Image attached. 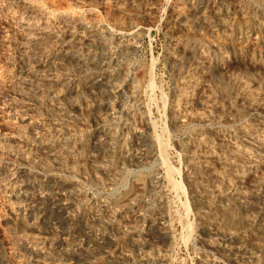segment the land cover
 I'll return each mask as SVG.
<instances>
[{
    "label": "rangeland",
    "instance_id": "rangeland-1",
    "mask_svg": "<svg viewBox=\"0 0 264 264\" xmlns=\"http://www.w3.org/2000/svg\"><path fill=\"white\" fill-rule=\"evenodd\" d=\"M32 1H35L41 7H44L45 12L48 13L47 15H49L47 16V20H49L48 22L50 23V26L54 25L51 26L49 31L46 32V34H44L43 36L44 48H48V46L53 45L56 42L55 39L57 41L70 40L72 37L70 32L76 34L80 33V30L74 27V25H72L71 23L67 22V20H65L64 18L65 15H68L71 12L80 14L88 21L92 17L93 20H96L101 26L109 30L108 36L110 38L109 37L108 38L111 39L115 44H113L112 42V46H111L112 50L108 52L109 54L107 53L108 54L107 56L108 57L112 56L111 57L112 61L108 64H109V70L114 74V78L112 79V81L114 80L115 88L114 89L111 88V86L108 84L109 79L100 75L101 67H103V65L107 63L106 62L107 56H105V51L102 50L101 46L98 44H94L93 46L92 45L85 46L82 47V49L81 48L77 49L78 52L80 53L83 54L86 53L85 54L86 56H91V57L95 56L97 58V64H96L97 66L88 64L87 67L80 72L78 71L79 68L78 66H76L75 64H71L72 62L71 61L69 62V60H65L60 67L53 69L48 74L44 72H40V74L38 73L36 77L30 78L29 81L25 83H21V81H19L20 78L18 77V72L22 67L21 56H20V53L23 51L22 47L21 46L18 47L17 45V47L13 48L12 50H10V52H8V55H6L7 53L4 54L3 57H9V63L7 65V69L14 76L15 75L16 76L14 77L13 88L7 87L6 85H0V168L1 169L10 168V170L14 168L16 172L18 171L26 174L29 173L28 175L32 177L31 178L32 182L35 181L33 182L34 185H38V186L32 185L31 187L33 188L30 187L28 190V192L34 195V198L30 201L32 206L34 207V212L33 215L29 217V223L30 220L34 219L33 223L35 222L36 228L31 230V228L29 227L17 225L19 223H16V221L15 222L13 221L14 225L10 224L9 226H5L0 222V242L1 243L3 242L2 244L0 243V248L2 246L4 247V250L10 249V247L12 248V246L13 248H17L21 246V244L24 243V241L27 242L28 239V241L30 240L29 242L38 243L43 246L45 245L44 246L46 248L45 252L46 253L48 252L47 253L48 255L50 254L48 258L50 259L52 258L53 261L57 260L55 261L57 262V264H68V263L69 264H125L121 258V255L123 256L126 255V257H128L131 261L137 259L138 257L140 258L145 255V254L143 255L144 253L143 246L145 244H156L159 247L158 257H161L163 260L165 259L164 260L165 264H202L203 260L211 259L215 257L216 255L215 252H213L214 250L212 249V247L213 245H216L219 242H220L219 244H221L222 238L219 237L218 235L215 236L214 233L209 228L207 227L205 228V226H203L204 224H202L198 213L199 208H196L192 203L189 196V189H187L188 186L184 179L185 174L188 172L187 169L188 163L183 157V154L180 151V149L175 147V144L185 142L189 138L188 136H190V130H186L184 132L183 131L176 132L175 130H172L169 127V122H168V113L171 109L174 89L177 85H179L180 82L184 81V79L189 80V78L192 79V77L196 75L200 78L199 80L201 84H203L201 86V88L203 89L201 90V88L199 89L195 88L194 90L195 92L193 91L194 89L193 83L189 85V88L187 89L189 91L187 93H188V97L190 99L192 98V100L186 107L187 111L200 114L203 112V105L210 104L208 103L210 100L215 101V97L211 95L214 92L213 90H215V83L208 75H204L200 71L197 72L196 74L195 70L193 69L196 66L195 64L197 62L195 58H191L188 57V55H184L183 59L181 60L183 67H181L182 69L179 70L175 62L177 61L176 55L174 54L181 52L180 49L181 45H183L188 41L186 35L188 33L186 26L182 25L183 23L176 24V22L173 19L174 11L181 2L182 3L184 2L183 7L185 8L186 13L188 15L190 13L191 14L194 13V10L195 13L198 14L197 12L203 11L204 7L212 8L211 7V5H213L212 2L213 1L215 2V0H32ZM108 4L110 7L108 6ZM20 5L21 3L19 2V0H0V8L1 7L5 9L8 8L9 9L8 12L10 13L13 12L14 14H16L14 17L15 20L28 15V11L26 10V8ZM118 6L119 7L121 6L120 8L124 10V14H116L112 18L107 13L108 11L106 8L112 9ZM65 10H67L69 13ZM16 11H18V13ZM144 14L146 20L145 17L143 16ZM89 15L91 16L89 17ZM31 18H33L35 21L38 20L36 17L33 16H31ZM148 20L150 23L148 22ZM2 21L4 22V24ZM123 21L126 24H122ZM8 22H10V19L3 18L0 20V30L2 29L0 31L1 37L3 36L1 34L3 32V27L6 28V26L9 24ZM55 25L57 27H55ZM64 26L65 28H62ZM65 29H67V31ZM126 29H131V30L129 32H126L125 31ZM57 33L59 36L55 35ZM197 33L198 34H195V36L199 34L200 35L204 34L203 40L205 41L211 40L210 37L205 35V33H201L200 31H197ZM49 36H51L52 38ZM125 40L130 42L132 41L133 43V44L131 43L132 49L130 50L131 52L129 51L128 55L126 56L127 58L122 57L116 51L117 47ZM179 41H181L182 43ZM180 55L181 54H179V56ZM210 58H211L210 61H212V59L215 58V55L211 54ZM0 60H2L1 57ZM31 63L32 62L29 61V65ZM208 64H210V62H208ZM71 68L75 69L76 71L71 70ZM89 77H97L98 85L95 84V86L87 89L85 88L76 89L70 87L73 84L75 85L77 82H81ZM205 77L206 78L208 77V79H204ZM54 79L55 80L64 79L63 82L64 84L61 85L62 88L58 86L56 87V85L50 82V80L54 81ZM243 80L245 81L247 80L246 81L247 85L251 86V89L254 87L252 89L253 94H251L248 97L249 100L252 99V101H250L252 105V109L256 108L257 106H261L263 108L262 114L264 116V90H263L264 82L259 84L258 86L251 84L250 78L245 77V79ZM202 81L205 82L203 83ZM261 85L263 87H261ZM209 86H211L210 89ZM137 89L140 90L139 91L140 94L138 98L134 100L132 98L131 92L132 90H137ZM196 90L198 92H196ZM209 90L210 92H208ZM56 91H61L62 99L60 98L59 101L53 102L52 99ZM207 93L209 94V96ZM204 94H206V96H204ZM199 95L200 96L202 95L203 98L202 96L200 97ZM34 99H38V100L41 99V101L43 99L44 103L47 100L45 103V104L47 103L49 104V105L47 104V109L42 110L38 108L33 102ZM195 100L200 101L202 105L201 104L198 105ZM216 100L217 101L213 104L215 105V107H217L220 115L230 111L229 106H227L229 105L227 102L219 100L218 98H216ZM257 100L259 101V103ZM222 103H225L226 105ZM195 107L197 108V110ZM130 112L134 115L130 114ZM47 115L48 116L50 115V118ZM52 118L55 119L58 118V120ZM22 119L24 121H28V122L31 121V123L39 125L41 127V130H45L46 128L47 129L53 128L56 131L55 136L57 138L66 140L68 142L73 141L72 143H75L77 148L79 147V143H78L79 138L81 139L86 138L87 139L86 143L84 144L83 148L79 150L82 153L83 152L88 153L90 150L92 151L97 141L108 143V138L104 134L105 130L111 129L114 133H116L114 136V143L116 145L120 144L123 141H125V144L122 147V150H116L113 153H108L106 151L98 152L97 150L96 152H94L95 154H97V156L93 153L94 155L92 158L86 159L85 168L82 167L78 168L79 170L77 169L75 173H72L68 169L61 170L57 166V163H55L53 156H49V155L41 156L38 153L36 154L35 146L37 145V143L30 141L31 138L29 133L26 135L25 133H21L23 131L25 132L24 129L25 123L22 121ZM216 121L217 120L212 121V123L210 124L211 128L217 129L220 127V125L221 126L224 125V123L222 122L216 123ZM125 122L129 124L131 123L130 127L135 131H140L144 133L150 132V134L155 133L157 134V136L158 135L162 136L164 134L165 135V136L163 135L164 139L165 140L169 139L170 143H169V148L167 150L168 152L166 153V158L172 169L175 171L176 176H174V181L176 180L177 183L179 182L183 185L184 188L183 194L175 193L171 185L166 180L165 171L163 168H161L162 165L160 163L161 160L159 159L160 157L158 150L152 147V149L148 151V145H145L142 142V140L138 138V136L135 135L134 132H132V130L128 131L127 128L125 129L123 127V124ZM44 124L47 125L45 126ZM50 125L53 126L51 127ZM232 127L233 128L236 127L235 129L239 128L238 125L237 126L232 125ZM195 129L198 130L200 128L195 127ZM166 130L170 135L167 134ZM27 136L28 138H30L28 140L29 142L26 141ZM142 148L148 151V155L145 158H140V156H138L142 154L143 152ZM31 155L33 157H31ZM26 157L29 159L32 158L31 160L34 164H31L28 167V164L25 163L24 160ZM49 157L52 158L50 159ZM102 161L105 162L104 165H107L109 162H111L112 165L111 171L108 174H103L100 170L92 167L93 165L92 162L94 163V162H102ZM39 164L40 166L41 165H45V166L40 167ZM210 166L215 171H219L220 169V167L215 163H211ZM124 168L126 169V171ZM56 170L58 173L56 172ZM130 170H132V172L134 173L133 175ZM128 172H131L130 173L131 175ZM137 176L138 179L142 177L140 181L142 182L152 181L153 184L152 183L148 184L145 187V189H141L139 183H137L136 185L135 182ZM120 180L121 182H119ZM117 182H119V185ZM121 183H124V185L123 184L121 185ZM183 183L185 184V186ZM137 186L140 189H138ZM67 187H69L68 188L69 190L72 191L74 190L76 193H79L82 196H84L86 202L78 203V204L74 203L75 205H72L70 203L71 201H69L68 199ZM72 187H74V189ZM124 187L126 188L124 189ZM17 190H19V187H17ZM31 190L34 191L31 192ZM136 196H138V198H136ZM5 199L6 198H4V200ZM135 200H138L136 204L134 203ZM125 203L134 204V205L131 207L132 208L131 210L129 209L130 211L128 210L126 211L127 213L125 212L123 214L124 216L122 215V223L120 227V230L122 231L120 233H116L115 230H113L112 228L106 227L105 225H100V223L97 222L98 219L104 217L105 213H101V215L99 216L100 218L98 217V214H96V212L94 213L93 211L88 213L87 215V210H89L90 208H98L100 210L101 208L106 209L109 213V212H113L117 207H119V205L121 206L122 204ZM61 204L62 205L68 204V206L70 207L69 208L67 206L68 207L67 214L64 213L62 214V216L61 213H58L56 211L59 205ZM41 206H43L44 208ZM70 216L72 217L74 216L71 223H69L67 220L68 217ZM243 216L252 219H260L261 212L258 211L256 212V210H253V212L247 211L246 213L243 214ZM56 220L58 221L56 222ZM157 224L166 228L167 230L166 236L160 232V228L159 226H157ZM85 226L87 228H83ZM90 226H93L91 227V229H93L91 232L89 231ZM188 226H190L191 229L188 228ZM38 227L40 228L38 229ZM1 229H3L2 233H1ZM72 230L73 231L76 230V233L74 232V234L73 233L70 234V236H68V238L66 239L69 241L70 246L71 245L80 246L79 250L75 254L77 258L76 257L73 258L65 255V253L69 251L72 252L71 247L59 245L60 240L63 238L62 232L68 233ZM230 230H232L230 231L232 234V236L230 237V243L233 247H237L241 242V238L244 237L247 231H244V229L243 230L230 229ZM120 234H122V236ZM106 237L108 239L107 242L101 240ZM20 239L22 240L20 241ZM98 240L101 241L97 242ZM263 242H264L263 240H259L253 244H248L246 246L248 256L246 255L244 256L243 259H240L239 256L235 257V255L233 254L232 255L233 260H236L237 262L240 261L238 262V264H264L263 262L264 254L259 249L260 246L263 244ZM209 243H211V245ZM115 244L117 247L115 246ZM117 253L121 255H118ZM247 259L248 262H246ZM13 263L48 264V262H46L44 259L37 261V259L30 256L24 258L18 257L11 262V264Z\"/></svg>",
    "mask_w": 264,
    "mask_h": 264
},
{
    "label": "bare ground",
    "instance_id": "bare-ground-1",
    "mask_svg": "<svg viewBox=\"0 0 264 264\" xmlns=\"http://www.w3.org/2000/svg\"><path fill=\"white\" fill-rule=\"evenodd\" d=\"M19 2L28 11V15H26L25 17H22L20 19L15 20L14 17L16 14H14L13 12L12 13L8 12L9 11L8 8H6V9L2 8V7L0 8V20L3 18L10 19V22H8L9 24L6 26V28L3 27V32L1 33L3 36L1 37V35H0V39H1L0 57L2 58V60H0V85H6L7 87H11V88L14 87V77L16 75L14 76L7 69V65L9 63V57H3V56L6 53H7L6 55H8V52H10V50H12L13 48L17 47V45H18V47L21 46L22 50H23L22 51L19 48L22 51L20 53L22 67L18 72V77L20 78L19 81H21V83H25V82L29 81L30 78L36 77L38 75V73L40 74V72H44V73L48 74L53 69L60 67L65 60H69V62L70 61L72 62L71 64H75L76 66H78L79 67L78 71H80V72L83 71L87 67L88 64H92V65L97 66L96 65L97 64V58L95 56L94 57L86 56L85 55L86 53L83 54V53L78 52L77 49H80V48L82 49V47L90 46V45L93 46L94 44H98L101 46L102 50L105 51V56H107L109 54L108 52L112 50L111 46H112L113 41L111 39H109L110 38L108 36L109 30H107L103 26H101L96 20H93L92 17L88 21L87 19L82 17L80 14L73 13V12H71L68 15H65L64 18H65V20H67V22L71 23L72 25H74V27H76L78 30H80V33L76 34V33L70 32V34L72 35L70 40H68V41L58 40L57 41L55 39L56 42L53 45L50 44L51 46H48V48H44L43 47L44 46L43 36H44V34H46V32L49 31L51 26H54V25L50 26V23L48 22L49 20H47V16H49V15H47L48 13L45 12L44 7H41L35 1L19 0ZM213 2H212L213 5H211L212 8L204 7L203 11L200 10L201 12H197L198 14H196L195 10H194V13H192L193 15L191 13H190L191 15L190 14L187 15L186 10L183 7L184 2L183 3L181 2L179 4V6L174 11L173 19L176 22V24L183 23L182 25L186 26L187 33H188V34H186L188 41L186 43H184L183 45H181V47H180L181 52L174 54V55H176L177 61H175V62L177 64L179 70H181L182 69L181 67H183L181 60L183 59L184 55H188V57L195 58L197 62L195 64L196 66L193 69L195 70L196 74H197V72L200 71L204 75H208L213 80V82L215 83V90H213L214 92L211 94L212 96L215 97V101L210 100L208 102L210 104L203 105V112L200 114H196V113L187 111L186 107L188 106V104L192 100V98L190 99L188 97V93H187L189 91V90H187L189 88V85L191 83H193V86H194L193 91H194L195 88L196 89L201 88V86L203 84H201V82L199 80L200 78L196 75L194 77H192L193 80L190 78H189V80L184 79V81L180 82L179 85H177L174 89V93L172 96V105H171V109L168 113V122H169V127L172 130H175L176 132H182V131L184 132L186 130H190V136H188L189 138L185 142L175 144V147L180 149V151L183 154V157L185 158V160L188 163V167H187L188 172L185 174L184 179H185L186 184L188 186L187 189H189V196H190V199H191L192 203L194 204V206L196 208H199L198 213H199V217H200L202 224H204L203 226H205V228L206 227L209 228L214 233L215 236L218 235L219 237L222 238L221 244H219L220 243L219 242L218 244L213 245V247H212V249L214 250L213 252H215L216 256L211 258V259L203 260L202 264H238V262H240V261L237 262L236 260H233V258H232L233 254L235 255V257L239 256L240 259H243L244 256H246V255L248 256V252L246 250V246L248 244H253L259 240L264 241V116L262 114L263 108L261 106H257L256 108L252 109V105L250 103V101H252V99L249 100L248 97L251 94H253L252 89L254 87L251 89V86L247 85V82H246L247 80L246 81L243 80V79H245V77L250 78L251 84L258 85V86H259V84L264 82V0H215V2L214 3ZM80 4H82V3H80ZM108 6H109V4H108ZM50 7H51V5H50ZM120 7L118 6V7L112 8V9L106 8L108 11V12L107 11L106 12L112 18L116 14H124V10H122ZM53 8H51V9H53ZM81 8H79V9H81ZM65 11H67V10H65ZM16 12L18 13V11H16ZM80 13H81V11H80ZM82 13H84V12H82ZM50 14H52V13H50ZM31 16L36 17L38 20L35 21L33 18H31ZM90 16L91 15H89V17ZM143 16L145 17V14ZM19 17H20V15H19ZM54 18H56V17H54ZM94 18H95V16H94ZM141 19H143V18H141ZM134 20H135V18H134ZM145 20H146V17H145ZM148 22H149V20H148ZM62 23H60V24H62ZM144 23H146V22H144ZM3 24H4V22H3ZM122 24H126V23H124V21H123ZM55 27H57V26L55 25ZM133 27H134V25H133ZM171 27H172V25H171ZM62 28H65V26ZM65 30L67 31V29H65ZM130 30L131 29H126L125 31L129 32ZM188 30H191V31H188ZM116 31H117V29H116ZM197 31H200L201 33H205V35L210 37L211 40L210 41L203 40L204 34L203 35L199 34V35L195 36V34H198ZM61 33H62V31H61ZM55 35L59 36L58 33ZM127 35H128V33H127ZM49 37H51V36H49ZM121 40H123V39H121ZM179 42H181V41H179ZM131 43H132V41L130 42V41H126V40L124 42H122L116 49L118 54L121 55L122 57H126L129 53V51L132 49L133 43L132 44ZM113 44H115V43L113 42ZM118 44H119V42H118ZM42 47H43V49H42ZM179 54H181V55L179 56ZM211 54L215 55V58L212 59V61H210L211 60V58H210ZM111 57L112 56H109V57L107 56V60H106L107 63L106 64L104 63L105 65H103V67H101V74L100 75L109 79L108 84L111 86V88L114 89L115 88L114 80L112 81V79L114 78V74L109 70V64H108L112 61ZM19 59H20V57H19ZM29 61L32 62L30 65H29ZM191 61H192V59H191ZM208 62H210V64H208ZM191 64H190V66H191ZM71 70H75V69L71 68ZM185 73H187V72H185ZM233 73H235V74H233ZM187 77H188V75H187ZM204 79H208V77L207 78L205 77ZM50 82H52L54 85H56V87L58 86V87L62 88L61 85L64 84L63 83L64 79H58V80L54 79V81L50 80ZM95 84H97V77H89L87 79H84L81 82H77L75 85L73 84L70 87L76 88V89L77 88L87 89V88H91V87L95 86ZM7 87H6V89H7ZM210 87L211 86H209V89H210ZM261 87H263V86L261 85ZM45 88H47V87H45ZM202 89L203 88H201V90ZM139 91L140 90H138V89L132 90L131 95H132V98L134 100H136L138 98V96L140 94ZM196 92H198V91L196 90ZM208 92H210V90ZM72 93H74V92H72ZM61 96H62L61 91H56L54 96H53L52 101L53 102L59 101ZM204 96H206V94H204ZM208 96H209V94H208ZM202 98H203V96H202ZM216 98H218L219 100L227 102L229 104L227 106H229L230 111L220 115L217 107H215V105L213 104L217 101ZM130 100H132V99H130ZM46 101H45V103H46ZM33 102L38 108H40L42 110L47 109L48 103L45 104L43 99H42V101H41V99L40 100L34 99ZM33 102H31V103H33ZM196 103L198 105L199 104L202 105V103L200 101H196ZM258 103H259V101H258ZM96 104H98V103H96ZM222 104H225V103H222ZM257 105H260V104H257ZM167 107H168V105H167ZM68 108H70V107H68ZM196 110H197V108H196ZM222 111H224V110H222ZM48 112H47V114H48ZM220 113H222V112H220ZM130 114H132V113L130 112ZM132 115H134V114H132ZM48 117L50 118V115ZM52 119H55V118H52ZM55 120H58V118ZM214 120H217L216 123L222 122V123H224V125H222V126L220 125L219 128L213 129V128H211L210 124ZM22 121L25 123V125H24L25 132L23 131L21 133H25V135L29 133L30 138H31L30 141L37 143V145L35 146L36 154L38 153L41 156H46V155L53 156L55 163H57V166L61 170L62 169H68L72 173H75L78 168H81V167L85 168L86 159L92 158L93 155L95 154L94 152H96L97 150H98V152L99 151H106L108 153H113L116 150H122V147L125 144V141H123L120 144L116 145L114 143V136L116 133H114L111 129L110 130L104 129L105 130L104 134L108 138V143H103V142L97 141L96 144L94 145L92 151L90 150L88 153L87 152L82 153L79 150L81 148H83L84 144L86 143V141H87L86 138H83V139L79 138V141H78L79 147L77 148L76 144L72 143L73 141L68 142L66 140H62L60 138H57L55 136L56 131L53 128L52 129L46 128L45 130H41V127L39 125L31 123V121H29V122L24 121L23 119H22ZM48 123H49V121H48ZM130 124L125 122L123 124V127L125 129L127 128L128 131L132 130V132H134V134L137 135L138 138H140L145 145H148V151H150L152 149V147L156 148L158 150L159 157H160L159 159L161 160L160 163L162 165L161 168H163L165 171L166 180L171 185V187L175 191V193L183 194L184 193L183 185L179 182L177 183L176 180L174 181V176H176L175 171L172 169V167L170 166V164L168 163L167 158H166V153L168 152L167 150L169 148V143H170L169 139L165 140L163 137L164 134L162 136H159V135L157 136V134H155V133L150 134V132L144 133V132H140V131H135V130L131 129ZM54 125H55V122H54ZM213 125H214V123H213ZM232 125H235V126L238 125L239 128L235 129L236 127L233 128ZM50 126L52 127L53 125H50ZM195 127H198L200 129L197 130V129H195ZM113 128H115V127H113ZM37 131H39V132H37ZM167 134H169L168 131H167ZM175 136H176V134H175ZM7 138H10V137H7ZM30 138H28V136H27L26 141H28ZM148 151L146 149L145 150L143 149L142 154H140L138 156H140V158H145L148 155ZM152 151H154V150H152ZM95 155L97 156V154H95ZM178 156H179V154H178ZM31 157H33V156L31 155ZM109 158H108V160H109ZM31 159H29L27 157L24 159L25 163L28 164V167H29V165L34 164ZM128 162H129V160H128ZM104 163L105 162H103V161L102 162H94V163L92 162V164H93L92 167L100 170L103 174H108L111 171V166H112L111 162H109L107 165H104ZM139 163H141V162H139ZM211 163L217 164L220 167L219 171L213 170L210 166ZM39 166H40V164H39ZM41 166H45V165H41ZM125 171H126V169H125ZM130 171L132 172V170H130ZM56 172H57V170H56ZM131 172H128V173L130 174ZM94 173H96V172H94ZM28 174L23 173V172H18V171L16 172L14 170V168L12 170H10V168L9 169H1L0 168V222L2 224H4L5 226H9L10 224L12 225L16 221V223H19L17 225L29 227V228H31V230L36 228L35 222L33 223L34 219L30 220V223H29V217H31V215H33V212H34V207L32 206V204L30 202L34 198V195H32L30 192H28V190L32 185L33 186H38V185H34L33 182H35V181L32 182V180H31L32 177H30ZM133 174L134 173L132 172V175ZM126 175H127V173H126ZM108 176H110V175H108ZM73 177H75V176H73ZM91 177H93V176H91ZM121 178H123V177H121ZM141 178L142 177H140V179ZM145 178H143V179H145ZM140 179H138V176H137V179L135 180V182H136V185H137V183H139L141 189H145V187L148 184L152 183V181L142 182V181H140ZM119 182H121V180ZM119 182H117L118 185H119ZM95 183H97V182H95ZM122 184L124 185V183H121V185ZM56 185H58V184H56ZM184 186H185V184H184ZM17 187H19V190H17ZM31 188H33V187H31ZM68 188L69 187H67V189ZM72 188L74 189V187H72ZM125 188L126 187H124V189ZM118 189H119V187H118ZM138 189H140V188L138 187ZM64 190H65V187H64ZM32 191H34V190H31V192ZM47 191H49V190H47ZM4 198H6V199L4 200ZM136 198H138V196H136ZM62 199H64V198H62ZM68 199H69V201H71L70 203L72 205H75L74 203L78 204V203H85L86 202L84 196H82L79 193H76L74 190L72 191L69 189H68ZM138 200H135L134 203L136 204V202ZM48 203H49V201H48ZM36 204H37V202H36ZM133 205L134 204L125 203V204H122L121 206L119 205V207H117L113 212H109V213L106 209L101 208V210H100L98 208H90L89 210H87V215H88V213H90L92 211L94 213L96 212V214H98V217L101 215V213H105L104 217H102V218L99 217L100 219H98L97 222L100 223V225H105L106 227L112 228L113 230H115L116 233H120L122 231V230H120L121 223H122V215L126 211H128L129 209L131 210L132 209L131 207ZM67 206H68V204L67 205L61 204V205H59V207L56 211L58 213H61V216L64 213L67 214L68 207H69V206L68 207ZM41 207H43V206H41ZM79 207H82V206H79ZM134 207H136V206H134ZM1 209H3V210H1ZM253 210H256V212L257 211L261 212V218L260 219H252V218L244 217L245 215L243 216V214L246 213L247 211L253 212ZM78 212H80V211H78ZM78 212H77V214H78ZM248 213H250V212H248ZM34 215H36V214H34ZM50 215H51V213H50ZM38 216H39V214H38ZM40 217H41V215H40ZM73 217L72 216L68 217L67 220L69 223H71V221L73 220ZM76 217H77V215H76ZM257 217H258V215H257ZM57 221L58 220H56V222ZM16 223H15V225H16ZM94 223H96V222H94ZM159 224H157V226H159L160 232L166 236V234H167L166 228H164L163 226H161ZM68 226H70V225H68ZM72 227H74V226H72ZM91 227H93V226L89 227L90 232L93 230V229H91ZM39 228L40 227H38V229ZM83 228H87V227L85 226ZM188 228H190V226H188ZM102 229H103V227H102ZM230 229H234V230H243L244 229V231H247L245 233L244 237L241 238V242H240L239 246H237V247H233L230 243V237L232 236V234L230 232L232 230H230ZM2 230L3 229H1V233H2ZM38 232H40V231H38ZM74 232L76 233V230H74V231L72 230L68 233L62 232L63 238L62 239L60 238L61 240L59 242V245H61V246L63 245L66 247H71L72 252L69 251V252L65 253V255L69 256V257H73V258L76 257L75 254L79 250L80 246H77V245H73V246L71 245L70 246L69 241L66 238H68V236H70V234H72V233L74 234ZM125 234H127V233H125ZM120 235L122 236V234H120ZM89 238H91V237H89ZM232 239H233V237H232ZM21 240L22 239H20V241ZM101 240L107 242L108 239L106 237V238H103ZM101 240H98L97 242H100ZM29 241L27 239V242L24 241V243H22L21 246H19L17 248H13V246H12V248L10 247V249H8V250H4V247L2 246L3 248L2 247L0 248V264H11V262L14 261L16 258H18V257L24 258L27 256L33 257V258L37 259V261L44 259L46 262H48V264H57V262H55L57 260L53 261L52 258L51 259L48 258L50 254L48 255L47 254L48 252L47 253L45 252V249H46L44 247L45 245L43 246L41 244L29 242ZM51 243H53V242H51ZM7 244H9V243H7ZM10 244H12V243H10ZM209 244L211 245V243H209ZM48 245H49V243H48ZM115 246H116V244H115ZM259 249L264 254V242L260 246ZM112 250H114V249H112ZM143 250H144L143 255L144 254L145 255L140 257V258L138 257L137 259H134L132 261L128 257H126V255L123 256L121 254H118V253L117 254L121 255V258L125 264H140V263L141 264H144V263H147V264H165V261H164L165 259L163 260L161 257H158L159 247L156 244H145L143 246ZM256 250H257V248H256ZM259 254H260V252H259ZM116 257H117V255H116ZM246 262H248V259ZM121 263H123V262H121ZM13 264H15V263H13ZM16 264H18V263H16Z\"/></svg>",
    "mask_w": 264,
    "mask_h": 264
}]
</instances>
